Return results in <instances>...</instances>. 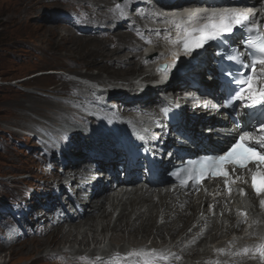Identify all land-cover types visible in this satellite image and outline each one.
Segmentation results:
<instances>
[{
  "label": "bare ground",
  "instance_id": "bare-ground-1",
  "mask_svg": "<svg viewBox=\"0 0 264 264\" xmlns=\"http://www.w3.org/2000/svg\"><path fill=\"white\" fill-rule=\"evenodd\" d=\"M41 1L42 4L55 8L65 6L69 7L71 11H77L75 18H80V20L82 18L84 23H89V26L94 20H99L100 23V19L106 21L109 18H116V15L119 14L116 11L118 8L111 7L116 0H46L48 1H45L46 3H43L44 0ZM138 1L141 2V0ZM138 1L123 0L119 3V7L122 12L126 13L127 18L137 6ZM148 1L150 3H159L160 1V5H162V0ZM143 4L145 8L132 18L150 16L147 12L148 4ZM47 9L50 8L42 10ZM42 10L35 15H39ZM30 11L37 12L35 4ZM122 18L118 15L116 19L120 21ZM170 18L178 17L171 16ZM102 25L104 24L102 23ZM123 27V31L115 32L106 42L97 44L95 49L88 50V52L81 50L82 47L79 49L77 45L87 41L86 38L82 39L83 36L74 38L72 31L68 36L57 35L51 42L53 47L49 54L52 56L62 54L66 60L71 61L69 63L87 71L94 68L105 72L108 74V79L124 80L127 76L134 77L137 70L133 59H118L117 63L113 64L111 56L122 50L137 52L144 45L143 36L151 37V34L157 32H152L150 29V34L146 33V35L139 32V28H135L130 22L123 23ZM72 30L79 31L73 24ZM49 32L61 33L57 28H53ZM150 47L152 45L147 44L146 48ZM156 55L157 58H155ZM159 58L160 56L156 52H152L141 61V66L149 65ZM195 60L198 62L197 66H189L184 70V77L189 76L192 81L201 76L204 77V75L200 76L201 71L205 73L213 70L208 54L200 55ZM200 64L203 66L201 67ZM72 75L77 76L74 68ZM136 76L135 79L127 77L124 80L123 86L131 87V93H128L130 95L124 91L120 92L121 95L118 94L119 92L107 91L103 93L96 87L89 88L85 84L80 87L79 82L76 83L58 76L57 80H62L59 85L53 82L54 85L50 88V83L49 85L40 84L44 91L41 94L54 101L53 103L42 99L37 106L29 105L31 109L35 106L38 107L30 110V118L23 119L21 115H16L17 120L14 122L7 120V124L13 123L27 127L38 136L42 132L52 134L55 141L61 140L58 138L59 136L57 137L58 134H67L64 129L69 126L83 128L81 131H72V134H69L72 139L81 137L80 140L75 139V147L70 152L73 154L78 152L76 148H81L80 151H83L85 155L80 154L84 155V159L87 160L81 161L82 159L78 158L74 161L71 158L72 167L63 170V172H68L67 176L71 177V186L64 187L62 185L59 189L54 188L58 192L57 195L65 193L57 197V200L61 201L66 198L69 203H72L73 213L64 214L58 207V211L51 212V217L41 221L42 228L40 230L26 233L39 236L38 240H34L36 245L28 249L31 254L49 247L50 252L48 254L42 252L22 261L35 264L52 258L55 260L53 264H264L259 258L253 257L252 253L255 243L263 234L262 221L256 210L258 199L249 195L244 198L237 194L226 196L220 191H216L213 192V196L216 198L210 200L209 196L202 194L203 189L199 193L191 192L187 197L181 198L176 189H172L168 179L164 178L165 183L159 175L156 176L158 179L156 181L147 175L143 179L140 170L141 164L139 166L137 162L132 165L131 162L125 163L126 160L120 158V150L116 144L127 146L130 143L126 142L127 135L135 134L131 133L132 130L127 129V126L145 122V126L151 129L154 127L153 117L160 116L155 105H152L155 100V96L152 95L154 91H146L143 88L141 92L146 91L147 95L138 96L135 94L140 93L137 92L140 90V85L136 82L129 84L132 79L147 80L149 75L144 76V73L137 72ZM178 78L182 79V77ZM100 80L106 81V79ZM166 92L168 93V91ZM175 92L172 96L174 98L176 97ZM112 93L116 97L121 96L122 100L119 103L122 108H126L123 115L117 113L119 110L117 104L105 102V97L110 98ZM66 94H72V99L59 98L65 97ZM29 97L30 94L22 93V103L28 105ZM157 99L159 100V97ZM177 101L186 105L182 103L181 99ZM162 103L170 106L174 105L176 101H162ZM129 109L133 112H129ZM183 110L180 112L182 114L180 124L174 126L176 129L173 131V128L166 127L159 136L161 139L158 142H163L162 150L168 151L166 155L156 152V147L159 144H155V138L150 139L149 133L144 132L143 139L138 141V143H144L150 147L155 155L157 172H160V169L164 167L163 164H169L173 160L174 162L179 161L178 152L194 151L196 148L194 143L203 149H217L228 140L226 136H219L217 128L214 126L221 121L213 119L201 111H199L201 114H195L186 107ZM25 113L28 115L27 112ZM239 114L242 113L239 112ZM184 118L187 119L186 126H184ZM98 120L103 124L98 128H93L91 123ZM225 120L229 121L228 118ZM199 126L204 127L201 132L198 130ZM186 129L190 134L186 132ZM185 133L191 138L193 145H189L179 138ZM48 149L47 146L46 150ZM70 152L66 154L69 155ZM61 155L64 161L63 167L67 166L68 158L66 159L65 154ZM80 161L81 163L76 167L75 165ZM104 169L110 170L106 171L109 177L97 173V170ZM98 176H103L106 182L108 179L110 182L106 183ZM45 182L49 184L47 188H51L54 181L47 179ZM60 182L58 180L56 183L60 184ZM67 188H70L73 195L75 193V200L70 194L66 195ZM199 200L202 202V207L200 203L196 204ZM210 204L213 206V215L208 212ZM77 208L80 209V212L76 210ZM88 210L89 212L86 213ZM242 212L246 213V217L241 215ZM64 226L66 227L64 228ZM99 227L100 234L97 233ZM246 230L249 231V235L236 237L237 234L246 233ZM87 232H90L91 242L95 244L91 251H89V241L82 237L79 240L76 239V235ZM108 232H110L109 237L106 236ZM95 233L102 235L101 239H98ZM233 234H236V238H230ZM174 236L180 237V242H176ZM69 241H72V245L67 250L59 248L60 245ZM183 241L187 243L184 244ZM76 244L79 246L75 250L74 245ZM80 246L87 247V250L81 249Z\"/></svg>",
  "mask_w": 264,
  "mask_h": 264
},
{
  "label": "rangeland",
  "instance_id": "rangeland-1",
  "mask_svg": "<svg viewBox=\"0 0 264 264\" xmlns=\"http://www.w3.org/2000/svg\"><path fill=\"white\" fill-rule=\"evenodd\" d=\"M45 1L43 3L50 0ZM122 1L116 0L111 6L114 9L118 8L116 10L117 13L119 12L118 15L123 17L120 21H117L116 18L118 15H116V18H109L106 21L100 19V23L99 20H94V24L91 23V26H89V23H84L82 18L81 20L80 18H75L77 11H71L69 7L58 6L55 8L47 4H42L41 0L35 2L32 0H0V264H28L27 261L22 260L31 256H37L42 252L44 254L50 252L49 247L42 249L38 253L31 254L28 249L36 245L34 240H38L39 236L33 233L29 235L26 233L40 230L42 228L41 221L47 219L49 216L51 217V212L53 210L58 211V207H60L64 214L73 213L72 203H69L66 198L61 201L60 199L57 200V197L65 193L62 192L57 195L58 192L54 189H59L58 186L61 187V184H63L62 182L60 184L56 183L60 180V165L64 163L61 154H65L66 159L68 158V163L66 162L67 160L65 161L67 166H64L66 169L67 167H72V159L76 161L78 158H81V161H87L84 159L85 153L80 151L81 148H76L78 152L73 154L70 152L75 147L76 138L72 139V136L69 134H72L74 128L76 131H80L82 128L78 126L65 128L64 131L67 134H58L57 137L59 136L58 138L61 140L55 141L52 138V134L42 132L38 136L27 127L13 123L7 124L6 122L7 120L11 122L17 120L16 115H21L23 119L30 118V110L38 108L36 106L42 99L53 103L54 101L41 94L44 91H42L40 84L44 83L49 85L50 83V88L54 85L52 84L53 82L59 85L62 80H57L58 76L73 81L66 77L67 74H72L73 68L76 70L78 77H84L98 83L103 82L100 79H106V83L112 81L114 85H120L121 87L124 85V80L127 77L135 79L137 72H141L142 74L146 72L144 68L145 64L141 66V61L144 59V56H148L151 50L150 48L146 50L142 49H145L147 44H154V42H149V35L143 36L144 45L137 52L122 50L111 56L113 64H116L118 59L134 60L136 64L135 69L137 70L136 75L134 77L127 76L124 80L118 78L108 79V74L105 72L98 71L94 68L87 71L84 68L69 63L71 61L66 60V57L62 54L53 56L49 54V51L53 47L51 42L55 36H68L71 31L72 33L74 32L72 37L75 38L77 36L82 38L83 36L82 39H87V41L85 40L81 44H77L79 49L82 47L81 50L87 52L88 50L95 49L97 44L100 45L106 42L115 32L123 31V23L125 22H130L132 26L139 28V32L150 34V24L148 22L144 21L141 17H137L138 19L132 18V16L140 13L145 8L144 4L137 0V6L130 12L131 14L129 13L127 18L126 13L122 12V9L119 7V3ZM33 4L37 7L36 13L35 11H30ZM43 8L50 9L42 10ZM40 10H42L41 13L36 16L35 14H38ZM72 24L79 31L72 30ZM143 27H148L149 29H144ZM53 28L59 29L61 33H50L49 31ZM151 35L156 38L158 37L157 33ZM155 58H157V55ZM42 72H51V74L56 75L41 74L24 82L17 83V81ZM55 72L59 73L57 74ZM132 80L129 81L130 85L138 81L133 80L132 82ZM78 84L80 87L84 85L81 83ZM122 88H125L128 93L131 90L130 86H123ZM22 93L30 94L28 105L22 103ZM118 94L121 95V93ZM177 94L179 93L177 92ZM64 96L59 98L72 99V94H66ZM106 97L105 102L117 104L119 108L117 113L123 115L126 108H122L119 103L122 100L121 96L116 97L112 93L110 98L108 96ZM30 104L36 105L35 108L31 109L29 107ZM128 111L133 112L131 109ZM91 124L93 128H98L103 122L98 120ZM134 125H142V123ZM42 134L46 136L44 137ZM69 137L71 138L70 140ZM80 138L78 137L76 140H80ZM47 146L49 148L48 150H46ZM68 152H70V156L67 155ZM81 161L77 162L75 166H79ZM99 178L101 179L102 176H99ZM47 179L54 181L51 188H47L49 186L45 182ZM69 194L73 197V200L76 199L75 193L73 195L70 188H67L66 195L69 196ZM76 210L80 212V209L77 208ZM88 212L89 210L86 213ZM99 230L100 227L97 233H99ZM97 233H95V236L101 239L102 235H98ZM106 236L109 237L110 232ZM81 237L89 241V251H91L95 244L91 242L90 232L76 235L77 240ZM173 238L176 242H180V237L177 238V236H174ZM183 242L184 244L187 243L186 241ZM70 245H72V241L60 245L59 248L67 250ZM78 246V244L74 245L75 250ZM80 248L87 250V247L80 246ZM54 261L52 258H49L35 264H53Z\"/></svg>",
  "mask_w": 264,
  "mask_h": 264
},
{
  "label": "snow or ice",
  "instance_id": "snow-or-ice-1",
  "mask_svg": "<svg viewBox=\"0 0 264 264\" xmlns=\"http://www.w3.org/2000/svg\"><path fill=\"white\" fill-rule=\"evenodd\" d=\"M183 13L186 14L188 22L192 20L205 21L190 28L186 25L182 26L180 23L175 25L177 28H182L183 31V36L175 42L182 45L184 51L189 55L195 50L204 48L211 41L221 40L226 35L232 34L237 27L246 26L250 33H255V39L247 38L243 41V47L249 49L248 53H242L237 48L236 54L227 57L228 60L239 63L241 68L250 69L251 74L241 73V77H246L241 79L230 71L224 73L230 85H239L226 97V106L232 107L237 100H241L246 104L247 101H252V104L248 105L249 107H264V87L255 89L253 87L254 76L264 77V36L260 35L251 23L254 19L252 10L240 11L233 8L221 10L215 6H210L195 10L184 8ZM164 70H167V66ZM204 106L205 108L209 107L208 104ZM211 107L216 108L217 104L212 103ZM259 132L264 133V121L259 123ZM250 162L264 165V135L249 136L248 133H244L221 154L207 156L202 161H193L192 167L182 169V172L187 173V176L181 179L180 183L185 187L198 186L205 179L223 176L225 178V188L231 192L228 187V177L233 175L237 169H247ZM236 178L239 179L240 177L237 176ZM251 181L253 192L257 197H261L259 204L264 209V167H258L252 173ZM238 191L240 196L247 194L243 188ZM209 207L212 206L209 205ZM241 215L246 214L242 212ZM259 256L264 260V251H260Z\"/></svg>",
  "mask_w": 264,
  "mask_h": 264
},
{
  "label": "clouds",
  "instance_id": "clouds-1",
  "mask_svg": "<svg viewBox=\"0 0 264 264\" xmlns=\"http://www.w3.org/2000/svg\"><path fill=\"white\" fill-rule=\"evenodd\" d=\"M55 73H59V72H55ZM41 74H49V75H56V74H51V72H45V73H38V74H34L33 76H30V77H28V78H26V79H22V80H20V81H17V83H20V82H24L25 80H28V79H31V78H34V77H36V76H38V75H41ZM75 75H72V74H67L66 75V77H68L69 79H71L72 80V77H74ZM1 80V79H0ZM3 84V83H2ZM64 164V163H63ZM62 164V165H63ZM63 170H66V168H64L63 166L61 167V173L60 174H65L66 172H63ZM60 180H62L61 179V177H60ZM65 187V186H64ZM58 188H60L59 186H58ZM1 263V262H0Z\"/></svg>",
  "mask_w": 264,
  "mask_h": 264
},
{
  "label": "water",
  "instance_id": "water-1",
  "mask_svg": "<svg viewBox=\"0 0 264 264\" xmlns=\"http://www.w3.org/2000/svg\"><path fill=\"white\" fill-rule=\"evenodd\" d=\"M159 68H160V69H164V66H160Z\"/></svg>",
  "mask_w": 264,
  "mask_h": 264
}]
</instances>
